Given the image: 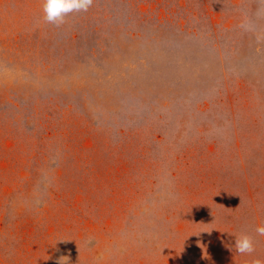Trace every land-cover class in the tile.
Here are the masks:
<instances>
[{
	"label": "rangeland",
	"instance_id": "obj_1",
	"mask_svg": "<svg viewBox=\"0 0 264 264\" xmlns=\"http://www.w3.org/2000/svg\"><path fill=\"white\" fill-rule=\"evenodd\" d=\"M219 101L233 116L244 113L239 128L246 123L264 133V0H93L60 24L44 19L41 0H0V264H155L127 260L124 252H140L137 237L145 232L134 231L144 207L159 208L172 190L158 175L175 167L181 141L189 142L182 145L188 155L197 147L189 130L213 132L217 110L201 112ZM119 117L133 118L128 160ZM144 121L147 131L166 137L160 152L143 160L137 147L151 150L162 135L142 138L144 148ZM250 139L264 147V138ZM158 153L169 163L148 169ZM193 162L210 172L214 161L208 153ZM181 168L173 189L205 198L202 174ZM256 188L244 217L253 229L264 225V182ZM243 202L226 199L223 206L233 214Z\"/></svg>",
	"mask_w": 264,
	"mask_h": 264
},
{
	"label": "crops",
	"instance_id": "obj_2",
	"mask_svg": "<svg viewBox=\"0 0 264 264\" xmlns=\"http://www.w3.org/2000/svg\"><path fill=\"white\" fill-rule=\"evenodd\" d=\"M216 105V107L210 106L207 110L201 112L203 117L206 115L208 116L210 113V115L214 116L212 110H217L218 114L215 119L213 118V120H215V128L210 129L213 131L212 133L206 127L189 130L191 133L193 131L192 135L194 137V143H191V145L197 146L193 147L192 151L189 150V155L187 154L188 150L186 147L182 148V145H185L183 143H189L188 141L183 140L179 144L177 139L172 143L173 146L178 142L180 147L177 156L173 155V158H175V167L172 171L167 170L168 172L166 171L165 173L159 174L157 180L158 183H161V180L166 179L167 181L164 180L162 184L165 183V188H170L172 190H170L169 193L165 191L164 194H162L163 202L165 195L168 196V198H166V203L159 206V208H152L150 203H148V206L144 207L146 211L144 212L145 214L141 216V230L134 231L138 234L139 232L142 234L145 232L143 237H137V239H141V243L143 241L141 244L142 248H139L140 252L137 253H131L130 248L127 249L128 251L126 250V252H124L127 260H155V264L165 262L166 260H264V236L259 234V236H256V229L251 227L247 228L246 224L248 221L244 219L246 214H252L250 209L247 208L246 200L251 199L252 192L257 190L256 187L260 186V183L264 182V174L261 172L262 167H264V151H261V153L259 152L264 147L261 148L262 143H257V140L264 138V133L258 135L259 131L257 133L254 132L246 123H244L243 127L239 128L241 126L240 119L244 121V113L241 112L240 115L233 116L227 111L226 104H222L219 101ZM229 108L232 109V107ZM232 114H234L233 111ZM148 116L149 114L143 117L140 116L139 119L142 121V119L145 120ZM263 118L257 119L261 120ZM119 121L120 123L117 124V129L121 132L119 134V140L123 143L120 151L122 154L125 153L124 157L133 158V151L135 150L134 144L132 143L134 148L133 151H130L131 142L128 141L130 137L135 136L133 127H131L133 125V118L124 119L122 121V117H119L117 122ZM143 123L144 124L141 126L143 130L138 133L141 139L147 137L148 141L152 142L155 141V137H159L157 136L158 134H162L160 135L161 140L155 144L151 150H149V146L145 148L146 144L143 139L142 144L146 150L142 151L140 147L136 146V153L138 154L136 158L141 155L140 159L143 158L144 160L145 154L148 152L150 153L153 149L160 152L159 143H162L161 141L166 136L164 135V131V133L160 131H157L159 133L151 130L147 131V129L144 128L145 121ZM125 124L127 125V130L123 129V131H121L122 128L125 127ZM201 124L202 123H200V125ZM107 126H109V124H107ZM179 129L176 136L178 135L183 139L182 130L181 128ZM183 131H185L183 136L188 135V130ZM247 136L249 139L250 137L252 139L254 138L257 144L250 146L249 142L246 140ZM252 139H250V141H252ZM196 148L199 150L202 149V152L197 154ZM208 153H212V161L214 162L213 165H211L212 171L210 170L209 172V170H207L204 172L203 168L200 169L201 166L199 163L198 166H195L193 159L197 155L202 157V154ZM158 155L160 154H157L159 163L157 162L156 165L154 163L152 165L149 164L147 166L148 169L152 168L154 171V168H156L158 164L164 162V160L161 159V155L159 157ZM177 158L178 160L176 161ZM140 159H137L138 162ZM165 161L166 163H164L167 165L169 161L166 159ZM209 164L212 163L206 162L207 166H209ZM180 165L182 167L181 169L184 171L194 168V171L199 172V175L202 174L199 176L198 182L200 186H203L202 188L205 189V192L202 191V193L205 194V198L197 197V194L192 192V188L185 189L186 193L180 192L181 190L177 188L173 189L172 181L175 180L174 177L178 174L176 171H178ZM204 173L206 175H203ZM163 174H166L165 176L167 177H164ZM147 181L154 185L153 176H151V179L149 177ZM189 185L190 184L187 182L188 187ZM226 186L230 187L226 188ZM238 197L244 199L245 202L240 203V206L238 205L239 207L233 211V214L227 212V209L223 206L224 201L226 199L237 200ZM216 199L219 202L214 204L213 202ZM201 202H205L206 205L201 204ZM210 207L212 208L210 209ZM255 214L257 213L255 212ZM156 217L161 218V225L156 224V221H154ZM183 218L191 221V224L189 226H183L181 224ZM240 234H252L254 251L251 253V256L253 255V257L250 255L248 256V254H240L236 251L234 240L235 237ZM124 240L125 245H128L129 241L126 240V237ZM110 253L113 252L110 251ZM112 255L109 256L112 258L114 257V253ZM118 256H121V254L119 253L117 257Z\"/></svg>",
	"mask_w": 264,
	"mask_h": 264
},
{
	"label": "clouds",
	"instance_id": "obj_3",
	"mask_svg": "<svg viewBox=\"0 0 264 264\" xmlns=\"http://www.w3.org/2000/svg\"><path fill=\"white\" fill-rule=\"evenodd\" d=\"M92 2L93 0H41L43 17L49 23L60 24L74 11H87ZM256 232L264 236V225L257 226ZM234 246L240 254H251L254 251L253 239L247 234L237 235ZM252 264H264V262L254 259Z\"/></svg>",
	"mask_w": 264,
	"mask_h": 264
}]
</instances>
